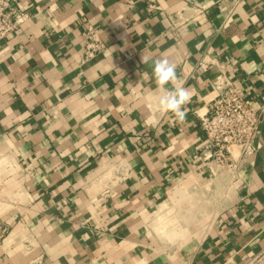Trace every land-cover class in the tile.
<instances>
[{"label":"crops","instance_id":"obj_1","mask_svg":"<svg viewBox=\"0 0 264 264\" xmlns=\"http://www.w3.org/2000/svg\"><path fill=\"white\" fill-rule=\"evenodd\" d=\"M17 3L26 20L0 41V264H240L264 247V122L237 177L213 175L200 126L223 72L264 99V0ZM89 25L107 48L85 61ZM162 56L191 91L184 121L159 104ZM205 189L200 233L158 248L162 216L172 236L190 226L174 200Z\"/></svg>","mask_w":264,"mask_h":264},{"label":"built area","instance_id":"obj_2","mask_svg":"<svg viewBox=\"0 0 264 264\" xmlns=\"http://www.w3.org/2000/svg\"><path fill=\"white\" fill-rule=\"evenodd\" d=\"M195 5L198 12L205 9L201 4ZM26 17L17 0H0V41L12 35ZM87 28L83 37L85 61L91 60L107 48L98 30L92 25ZM214 87L217 95L208 112L201 117L200 126L205 135L201 153L215 177L221 173L237 177L257 153L255 136L264 122V99L257 107H253L243 89L224 72L216 77ZM1 196L0 182V199ZM9 230V224L0 216V243ZM263 260L264 247L248 252L247 258L240 264H260ZM221 264L239 263L229 257Z\"/></svg>","mask_w":264,"mask_h":264},{"label":"rangeland","instance_id":"obj_3","mask_svg":"<svg viewBox=\"0 0 264 264\" xmlns=\"http://www.w3.org/2000/svg\"><path fill=\"white\" fill-rule=\"evenodd\" d=\"M227 177H230V174L226 175ZM208 188H211L210 186H208ZM218 191V190H217ZM203 194L200 195V193H197L196 191H194L193 194H188L187 192H184L183 195H185L183 197V199H176L174 200V202L172 203V212L174 214V212H177L181 215V212H190V215L188 217V221L190 223V226L187 227V231L186 233H182V232H179L177 233L176 235L172 236L173 234L170 233V226H166L165 224V221H166V218H164L162 216L161 220H160V224L157 228V232H154L153 233V238H155V242L159 247H163L162 245H165L166 242H171V241H181V242H184L185 238L186 237H189L191 235H196V234H199L198 232H196L198 229H197V222L200 221V220H207L209 221V219L211 218V216L208 214V212L212 211V209L214 210V208H212L213 206V203L214 202V195H213V191L210 190H204V192H202ZM182 195V196H183ZM176 213L175 217H173V226L174 225H179L180 227V223L184 224L182 218L180 216H178ZM200 213L201 214H204L205 213V216L202 215L200 216ZM170 219V218H169ZM170 224V222H169ZM176 225V226H177ZM172 226V227H173ZM187 226V225H186ZM170 227V228H169ZM181 229V227H180ZM176 241V242H177ZM157 248V249H158Z\"/></svg>","mask_w":264,"mask_h":264},{"label":"clouds","instance_id":"obj_4","mask_svg":"<svg viewBox=\"0 0 264 264\" xmlns=\"http://www.w3.org/2000/svg\"><path fill=\"white\" fill-rule=\"evenodd\" d=\"M143 62V57H142ZM152 75L159 90L163 93L159 99L161 108L184 121L187 116L186 105L190 102L191 91L177 84L176 65L167 57H161L154 62ZM171 84V88L166 86Z\"/></svg>","mask_w":264,"mask_h":264}]
</instances>
